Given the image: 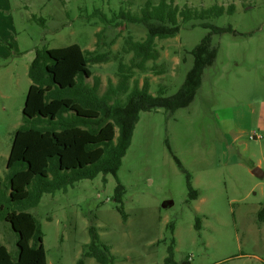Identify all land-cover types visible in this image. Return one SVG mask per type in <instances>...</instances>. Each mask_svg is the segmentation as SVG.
Masks as SVG:
<instances>
[{"label": "rangeland", "instance_id": "rangeland-1", "mask_svg": "<svg viewBox=\"0 0 264 264\" xmlns=\"http://www.w3.org/2000/svg\"><path fill=\"white\" fill-rule=\"evenodd\" d=\"M127 1L0 0V181L13 132L23 122L28 66L36 50L75 43L108 52L107 62L91 65L103 91L109 80L117 82L119 60L129 63L124 40L144 39L146 28L121 18L101 22L92 13L102 11L111 20L113 12L129 8L138 16L144 3L159 2ZM230 4L232 13L209 21L240 34L210 36L204 44L210 63L201 68L199 86L194 84L184 105L173 113L164 108L139 113L117 171L122 202L113 199L116 178L100 173L65 191L44 193L28 209L41 225L47 264H101L83 255L90 226L113 264H165L172 238L176 263L264 264V221L259 220L264 208V0H173L198 10ZM190 23L175 37L156 39L159 57L146 62L144 71L134 70L138 84L147 79L152 93L162 86L171 96L188 81L194 50L210 32ZM254 168L263 176H255ZM186 173L197 198L189 197ZM9 228L0 219V243L12 250L15 233Z\"/></svg>", "mask_w": 264, "mask_h": 264}, {"label": "trees", "instance_id": "trees-1", "mask_svg": "<svg viewBox=\"0 0 264 264\" xmlns=\"http://www.w3.org/2000/svg\"><path fill=\"white\" fill-rule=\"evenodd\" d=\"M127 3L130 5L131 0ZM234 10L233 4L198 10L178 7L173 5V0H159L157 4L144 3L138 16L131 14L129 8L119 9L109 20L102 11H94L92 15H98L101 22L111 23L121 18L146 28L144 39L128 36L124 40L122 51L131 53L129 63L119 60L117 82L109 80L103 91L91 65L107 62L108 52L83 49L75 43L36 50L28 66L31 83L22 108L23 122L13 132L4 177L0 181L3 186L0 219L15 233L12 250L0 243V264H47L41 225L28 211L38 205L44 193L65 191L74 182L93 179L100 173L112 174L117 181L113 199L122 202L124 188L117 179V171L139 113L158 108L173 113L184 105L186 95L199 86L201 68L210 63L204 45L210 36L224 32L240 34L230 26L218 27L209 19ZM188 23L191 28L210 30L194 50L196 64L187 76L188 81L171 96L165 95L162 86L152 93L147 79L138 84L133 78L134 70L144 71L146 62H155L159 57L156 39L175 37ZM96 37L98 45L100 32ZM154 67L152 64L151 69ZM160 73L155 70V74ZM186 179L189 197L197 198L199 192L192 187L187 173ZM117 210L125 220L123 208L118 206ZM259 216L264 221V208ZM169 227L173 232L172 222ZM88 230L90 241L85 244L83 255L101 264H113L109 249L100 242L95 228L90 226ZM174 247L172 238L165 264H189V261L173 260Z\"/></svg>", "mask_w": 264, "mask_h": 264}, {"label": "water", "instance_id": "water-1", "mask_svg": "<svg viewBox=\"0 0 264 264\" xmlns=\"http://www.w3.org/2000/svg\"><path fill=\"white\" fill-rule=\"evenodd\" d=\"M252 173L257 176V177H262L263 176V172L259 169V168H254L252 170Z\"/></svg>", "mask_w": 264, "mask_h": 264}]
</instances>
